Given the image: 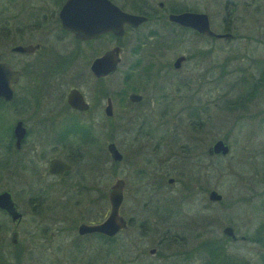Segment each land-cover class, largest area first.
I'll return each instance as SVG.
<instances>
[{
  "label": "flooded vegetation",
  "instance_id": "af4514ba",
  "mask_svg": "<svg viewBox=\"0 0 264 264\" xmlns=\"http://www.w3.org/2000/svg\"><path fill=\"white\" fill-rule=\"evenodd\" d=\"M67 1L0 0V63L9 67L8 74L3 71L0 74V88L10 90L9 95L4 92L0 95V203L7 193L16 214L12 217L0 207V264H122L125 260L115 259L117 245L123 247V243L117 242L118 236L134 224L142 227L150 222L168 223L169 217L173 218L170 226L177 230L171 232L172 240H179V228L189 231L188 264H256L255 257H251L254 254L246 256L238 248L244 242L251 243L255 253L260 230L252 229L254 238L250 240L231 218L218 222L217 213L213 216V211L221 210L225 205L216 190L220 198L212 200L209 193L213 189H202L199 211L181 210L180 196L179 199L174 197L173 211L149 218L141 211L133 215L121 211L127 202L123 178L100 185L99 180H89L85 173L97 171L100 158H104L103 163H108L114 176L116 166L123 161L124 156L112 137L106 142L102 156L101 144L93 148L94 137L99 132L95 123L102 122L108 134L115 129V97L121 102L125 100L126 110L122 112L127 116L124 120L129 124L138 121L126 146L148 154L160 152L158 148L163 137H153L147 129L146 116L140 109L143 95L133 88L137 84L140 89L146 88V80L138 78L135 83L133 78L127 79V83L120 84L125 87L120 93L111 88L112 82H106L121 63V41L125 37L128 43H134V49L127 52L131 60L130 72L142 65L139 58L134 60L141 55L136 50L138 44L145 39H156L159 44L156 55H163L166 43H171L174 48L172 61L163 64L161 69L171 70L177 84L190 79V73L196 71L204 75V89L208 93L218 86L216 89L220 93L215 97L220 106L229 103L243 106L252 102L264 105V0H106L120 11L144 17V20L136 25L123 23L118 35L104 31L88 38H77L62 26L60 11ZM78 3L88 9L94 5L92 0H78ZM182 12L204 15L208 28L215 35L201 33L169 18ZM81 14L90 16L91 12ZM194 23L202 25L203 19L196 18ZM240 29L242 34H234ZM223 34H230V37ZM117 46V68L108 74L95 75L91 69L93 61ZM179 57L182 59L175 65V59ZM129 76L131 78L133 74ZM191 84L195 83L188 82ZM228 87L240 89L241 93L229 99L226 95ZM71 90L79 96L76 107L68 102ZM130 94L140 98L130 99ZM191 98L190 104H193L194 93ZM209 98L211 100V96ZM189 110L196 116L195 104ZM261 115L264 116V111ZM190 138L193 142L185 145L188 159H178L177 163L180 166L183 161H193L189 172L192 175L188 179L195 186L200 176L194 174L193 166L200 165L203 171L206 170L211 158L228 154L229 144L223 138L207 144L205 137H196L195 133H191ZM217 140L228 145L227 153L208 152ZM110 143L120 153L119 161L111 157L107 149ZM181 146L178 144L177 148ZM149 163L145 158L143 166L136 172L142 179L147 178ZM51 166L53 171H50ZM166 175L167 172L162 173L163 178ZM177 175L176 181L182 182L184 187L185 168L181 167ZM117 179L123 181L118 215L124 220L125 227L111 235L79 231L81 225H98L108 217V190ZM174 181L175 178L166 179L167 184ZM141 190L137 188L138 192ZM102 200L106 201L107 207L99 210L97 205ZM137 218L141 220L137 221ZM214 222L219 224V235L213 234ZM36 235H40L38 240H44L42 249L45 253L42 255L47 256L45 263L41 261V254L35 252ZM157 247L158 243L149 248L148 253L152 255Z\"/></svg>",
  "mask_w": 264,
  "mask_h": 264
},
{
  "label": "rangeland",
  "instance_id": "374dc122",
  "mask_svg": "<svg viewBox=\"0 0 264 264\" xmlns=\"http://www.w3.org/2000/svg\"><path fill=\"white\" fill-rule=\"evenodd\" d=\"M239 33L242 34V30L234 32V34ZM155 40L145 39L143 43L138 44L136 50L140 51L141 55L134 60L139 58L142 65L140 69L133 70L131 73L128 71L131 60L127 52L134 49L132 48L134 43H128L125 37L121 41V45H123L121 63L114 76L107 79L106 82H112L111 88L116 93H120L125 90V87L120 84L127 83V79L133 78L135 83L138 78L141 81L146 80V88L140 89L137 87L138 84L133 88L143 95L140 109L146 116L147 129L152 132L153 137H163L162 142L159 143L160 152L148 154L143 150L138 152L134 147L126 146V142L131 140L132 132L138 121L129 124L124 120L127 116L122 112L126 110L125 100L121 102L115 97V129L108 134L107 128L102 122L95 123V127L98 126L100 133L98 132L94 137L93 148L101 144L100 156H102L106 142L112 137L117 149L124 156L123 161L116 166L113 176L108 163L104 164V158L103 160L100 158L99 169L93 174L90 171L89 175L86 172V178L89 176V180L93 178L99 180L100 185L103 183L109 185L115 178H123L126 183L125 198L127 202L121 211L123 210L129 215L141 211L142 215L149 216V218L151 215L155 217L173 211L174 197L179 199L180 196H182V199H179L181 210L189 213L199 211L198 203L203 195L201 191L205 187H210L222 195V203L225 205L221 210L213 211V216H216L217 213L218 222L231 218L238 229L248 235L250 240L254 238L251 234L252 229L260 230L261 234L258 235L260 239L255 242L257 244L254 246L255 253H253L251 243L246 242L239 244L238 251L246 256L254 254L255 256L251 257H255V263L264 264V116L261 115L264 105L252 102L243 106H235V104L229 103L222 107L218 104L217 96L215 97L220 93L216 89L218 86L213 87L212 91L208 93L204 89L206 88L203 84L204 75L196 71L190 73V79L177 84L171 70L161 69L163 64H170L172 61L174 48L171 43H166L167 47L162 49L163 55H156V52H159V44ZM127 74H133V76L130 78ZM188 82L195 84L188 85ZM193 93L196 97L193 102L197 110L196 116L191 115L189 110L193 105L190 104ZM239 93H241L240 89L228 87L226 95L230 99ZM209 96H211V100H209ZM119 102L121 103L119 104ZM191 133H195L196 137H205L207 144L217 138H223L229 144L228 154L224 157L211 158L206 170L203 171L200 165L193 166L194 174L200 176V181L195 183V186L188 179V176L192 175H189V172L190 164L192 166L193 161H183L180 166L177 163L178 159H188L189 154L185 145L193 142L190 138ZM196 142L198 143V140ZM148 143H153V141H148ZM178 144L183 146L178 149ZM145 158H148L151 163L147 164V178L142 179L136 172L143 166ZM181 167L185 168L184 187L182 182L176 181L179 175V173L177 175V171ZM164 172H167V175L163 178L162 173ZM168 177L175 178V181L167 184ZM137 188H142V190L138 192ZM97 206H99V210H104L107 203L102 200ZM153 211L157 212V215ZM172 219L169 217L168 223L153 224L150 222L142 227H139V224L132 225L118 236L117 242L123 243V247L120 248L117 245L115 259L125 260V263L122 264H188L190 257L189 231L184 227L179 228V240L177 238L172 240L171 232L177 231L176 229L174 231V228L170 226ZM140 220L141 218H137V221ZM218 225L216 222L212 224L215 235L220 234ZM167 228H170L169 232H166ZM39 237L40 235H36L35 252L37 255L41 254L43 259L41 261L45 263L47 256L42 255L45 253L42 249L44 240H38ZM156 243L159 247L155 253L149 254L148 249ZM93 259L96 260L97 257Z\"/></svg>",
  "mask_w": 264,
  "mask_h": 264
},
{
  "label": "water",
  "instance_id": "95a60500",
  "mask_svg": "<svg viewBox=\"0 0 264 264\" xmlns=\"http://www.w3.org/2000/svg\"><path fill=\"white\" fill-rule=\"evenodd\" d=\"M92 7L90 9L81 7L78 0H68L62 10L60 11V18L62 21V26L69 31H71L77 38H88L93 35L103 33L104 31H113L115 34H120L122 32L121 27L123 23H129L131 25H136L140 21L144 20V17L135 16L120 11L117 7L113 6L106 0H92ZM90 11V16H83L81 13ZM169 18L174 22L189 26L197 29L201 33L208 35H215L207 26L204 15H196L193 13L182 12L176 15H170ZM203 19L202 25H197L194 23V19ZM91 29V30H89ZM224 37H230V34H223ZM119 47H115L99 58H96L91 64V69L95 75H104L113 72L117 68V63L119 61L118 57ZM182 58L175 59V65L179 63ZM2 71L6 74L9 72V67L0 63V74ZM6 83L7 80L5 81ZM7 93L9 95L10 90L8 87L0 88V95L2 93ZM78 95L76 91L71 90L68 95V102L72 106L78 105ZM130 99H139V95L130 94ZM107 149L114 160L119 161L121 159L120 153L116 150L112 143L108 144ZM209 153H220L225 154L228 152V145L223 140L215 141L208 150ZM53 164V163H52ZM53 166V165H52ZM50 167V171L54 170V167ZM171 182V179H168ZM123 181L122 179H117L115 183L108 190V203H109V215L100 224L94 226H79V231H99L108 235L113 234L118 229L124 228V220L118 215V208L122 200V189ZM5 195V197H3ZM2 195L4 201L0 203V207L6 210L12 217H15V213L11 208V202L9 200V195L4 193ZM209 197L212 200L219 199L220 195L216 191L212 190L209 193Z\"/></svg>",
  "mask_w": 264,
  "mask_h": 264
}]
</instances>
